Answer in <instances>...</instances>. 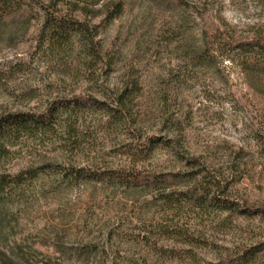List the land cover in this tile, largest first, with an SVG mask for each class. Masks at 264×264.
I'll return each instance as SVG.
<instances>
[{"label": "rangeland", "instance_id": "1", "mask_svg": "<svg viewBox=\"0 0 264 264\" xmlns=\"http://www.w3.org/2000/svg\"><path fill=\"white\" fill-rule=\"evenodd\" d=\"M23 3V11L0 23V113L43 112L54 100L92 91L42 41V8L58 10L96 32L112 66L110 82L139 80L146 138L179 146L181 160L161 152L166 172L220 180L219 198L243 213L224 212L217 220L198 211L171 214L149 197L55 187L47 176L0 206V264H264V75L200 57L203 8L212 26L223 21L252 38L264 29V0ZM115 142L96 132L84 145L105 164L116 155ZM55 150L23 143L12 149L7 173L61 164L65 158Z\"/></svg>", "mask_w": 264, "mask_h": 264}, {"label": "trees", "instance_id": "2", "mask_svg": "<svg viewBox=\"0 0 264 264\" xmlns=\"http://www.w3.org/2000/svg\"><path fill=\"white\" fill-rule=\"evenodd\" d=\"M23 7V0H0V23L23 11ZM42 9L45 19L41 38L47 50L58 61L71 62L75 82L87 80L92 91L82 97L54 100L43 112L0 113V206L12 203L24 190H34L39 181L50 176L55 187L119 191L128 198L149 197L150 202L159 203L171 214L198 211L216 220L224 212L242 214L227 200L219 198L220 180H211L206 174L198 180L200 172H166L160 162L161 152L181 160L179 146L170 139L146 138L140 105L143 88L139 80L124 78L110 82L112 66L104 60L96 32L76 20L65 19L58 10ZM201 11V59L230 61L242 72L264 75L263 26L253 32L252 38L241 37L231 28H225L223 21L218 20L212 26L206 10ZM214 52L217 56H213ZM99 78L104 79L100 84ZM96 132L117 141L116 155L109 163H98L87 155L90 150H86L84 141ZM30 141L55 146L58 156L65 160L10 175L6 167L12 159V149ZM84 155L88 156L87 166L79 162Z\"/></svg>", "mask_w": 264, "mask_h": 264}]
</instances>
